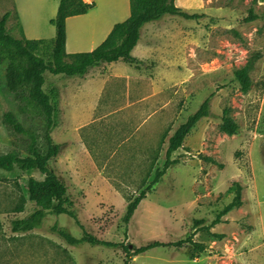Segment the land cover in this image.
<instances>
[{
	"label": "rangeland",
	"instance_id": "obj_1",
	"mask_svg": "<svg viewBox=\"0 0 264 264\" xmlns=\"http://www.w3.org/2000/svg\"><path fill=\"white\" fill-rule=\"evenodd\" d=\"M8 3L0 0V8ZM178 5L189 14L204 17L190 21L166 15L159 23L155 37L162 44L158 63L163 71L157 93L150 99L151 121L141 119L135 110H107L96 112L92 118L96 121L89 125L80 122L77 116L90 109L91 88L73 102L72 94H80L74 86L83 79L45 75L44 89L57 86L61 92L62 121L52 137L62 150L51 161V169L66 183L70 209L84 229L68 215H49L39 230L12 232L14 219L35 210L28 200L30 175L0 170V264H44L50 250L42 234L68 244L51 230L55 224L78 238L85 230L131 249L154 241L185 240L193 233L195 241L209 246L194 260L192 246L185 244L150 250L130 264H264V0H179ZM251 12L258 18L251 21ZM2 16L0 12V19ZM8 30L13 32L9 23ZM37 53L52 63L51 44H39ZM255 53L261 58L251 72L252 88L245 94L234 71ZM158 63L147 61L146 65L150 68ZM207 99L209 117L172 154L178 163L140 203L125 239L123 217L129 200L152 183L156 171L164 167L170 136ZM225 108L231 110L240 128L233 137L219 129ZM17 110L13 97L5 91V70L0 68V155L19 145L3 122L7 111ZM105 115L108 118L101 119ZM72 147L78 153L66 162ZM32 176L43 179L39 172ZM236 183L243 186V206L223 216L210 234L198 231L211 227L233 200ZM19 207L24 209L22 213ZM195 220H204L198 230ZM38 231L42 233H34ZM202 233L206 240L201 239ZM68 249L74 255L64 262L70 264H123L125 260L120 247L83 244ZM64 253L69 254L68 250Z\"/></svg>",
	"mask_w": 264,
	"mask_h": 264
},
{
	"label": "trees",
	"instance_id": "obj_2",
	"mask_svg": "<svg viewBox=\"0 0 264 264\" xmlns=\"http://www.w3.org/2000/svg\"><path fill=\"white\" fill-rule=\"evenodd\" d=\"M177 0H130L131 16L123 23L117 24L108 38L95 50L87 53L68 54L66 51V21L69 17L83 15L91 6L83 0H60L56 18L51 23L56 27V38L52 42V63L37 53L39 44L43 40H29L19 24L20 34L8 30L10 13L0 19V68L5 70V91L11 95L17 104V111H7L3 115L6 128L18 139V147L7 154L0 155V170L6 172L20 171L30 175L27 185L28 200L34 203L35 210L22 219L12 221V232L29 233L43 226L48 215H68L74 218L81 226L75 213L70 209L71 200L68 196L66 183L51 169V161L56 159L62 150V145L54 142L52 132L62 121L61 92L59 87L52 86L44 89L45 75H63L66 77H85L88 72L102 64L114 63L120 60L139 65L143 62L132 55L137 46L142 28L166 15L178 16L185 20H200L202 14H189L177 5ZM258 16L251 12L250 20ZM15 30V28L13 29ZM261 54H252L247 63L234 71L235 79L241 86L243 93H248L253 85L251 72L260 60ZM211 110L210 100H205L199 109L191 114L187 121L170 136L164 167L155 173L152 183L145 191L129 200L123 222L126 224L125 239L128 238V225L137 211L140 203L147 197L153 185L159 183L167 170L178 163L172 160V154L183 147L186 137L203 119L209 117ZM221 133L233 137L239 133V125L231 115V110L225 108L223 121L219 127ZM39 172L43 179L32 176ZM243 186L235 184V196L218 214L211 227L200 230L204 220H195L198 231H207L221 222L223 216L243 206ZM18 211L22 213L23 208ZM52 231L57 233L71 246L89 244L108 248H122L125 254L123 264H130L134 258L159 247L181 248L185 244L192 246V260L209 249V246L194 240L196 233L185 240L177 242H150L144 246L131 249L125 243H113L100 240L84 230L82 237L70 234L65 228L55 224ZM196 230V231H197Z\"/></svg>",
	"mask_w": 264,
	"mask_h": 264
},
{
	"label": "crops",
	"instance_id": "obj_3",
	"mask_svg": "<svg viewBox=\"0 0 264 264\" xmlns=\"http://www.w3.org/2000/svg\"><path fill=\"white\" fill-rule=\"evenodd\" d=\"M83 1L91 6L88 12L69 17L66 21V51L68 54L92 52L108 38L117 24L125 22L131 16L130 0ZM178 1L176 2L177 5ZM59 6L60 0H9L7 7L0 8V12L3 16L7 13L11 14L8 23L12 25L13 29L15 28L13 30L15 34H20V24L27 39L52 42L55 40L57 32L51 21L56 18ZM164 18L165 16L159 21L146 24L142 28L140 40L132 51V55L142 61V64H130L123 60L102 64L100 67L91 69L85 77L80 78L83 79L80 85L74 86L80 91L79 95L73 93L72 89L70 90L73 93V102L81 99L82 95L90 88L94 94L88 112L77 116L80 122L84 120L89 122L87 123L89 125L93 123L94 119L92 118L96 112L107 110L110 113L135 110L146 122L152 120L150 99L157 93V80L160 72L163 71V65L158 63L162 44L155 37V33L159 30V23ZM147 61L157 62L158 65L154 64L148 68ZM105 118H108V115L101 119ZM77 153L76 148H70L66 162L76 158ZM34 233L40 234L42 232ZM42 235L48 239L45 242L50 250L49 257L43 263L70 264L71 261L70 263L64 262L68 256L73 257L74 255L68 249L70 245L62 242L60 238L54 235ZM201 235V239L206 240L205 234L202 233ZM60 247L63 248L62 251ZM66 250L69 252L68 255L64 253Z\"/></svg>",
	"mask_w": 264,
	"mask_h": 264
}]
</instances>
